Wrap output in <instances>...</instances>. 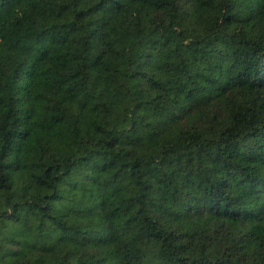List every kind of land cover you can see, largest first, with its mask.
<instances>
[{"label": "trees", "instance_id": "trees-1", "mask_svg": "<svg viewBox=\"0 0 264 264\" xmlns=\"http://www.w3.org/2000/svg\"><path fill=\"white\" fill-rule=\"evenodd\" d=\"M0 264H264V0H0Z\"/></svg>", "mask_w": 264, "mask_h": 264}]
</instances>
